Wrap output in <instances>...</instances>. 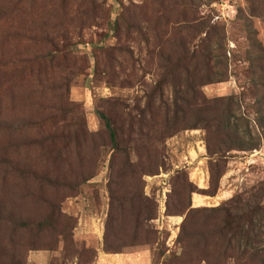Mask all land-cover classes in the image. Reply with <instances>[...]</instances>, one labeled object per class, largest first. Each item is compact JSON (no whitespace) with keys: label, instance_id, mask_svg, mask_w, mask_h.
<instances>
[{"label":"rangeland","instance_id":"rangeland-1","mask_svg":"<svg viewBox=\"0 0 264 264\" xmlns=\"http://www.w3.org/2000/svg\"><path fill=\"white\" fill-rule=\"evenodd\" d=\"M179 57L190 79L180 68L176 95L167 71ZM99 110L131 156H111ZM151 111L178 130L158 133ZM263 120L264 0H0V214L29 223L0 217V264L168 263L183 252L184 215L168 213L176 176L187 174L193 207L264 202ZM216 127L246 148L225 153L211 195ZM137 154L160 158L158 171L114 173ZM128 183L155 208L135 238L137 214L120 202Z\"/></svg>","mask_w":264,"mask_h":264},{"label":"trees","instance_id":"trees-1","mask_svg":"<svg viewBox=\"0 0 264 264\" xmlns=\"http://www.w3.org/2000/svg\"><path fill=\"white\" fill-rule=\"evenodd\" d=\"M188 59V57H179L174 63H169L170 68L167 74L171 77L176 95H178L179 91L178 79L181 77L180 72H182L180 68L185 72L186 79H190ZM217 74L220 75L218 79L221 80L220 78H222L223 72L218 71ZM211 81H213V78L207 80V82ZM181 98L184 99V97ZM98 113L104 123L111 143V156L116 151H122L126 156H131L128 148L123 146L124 140L121 139L122 126L105 111L99 110ZM155 115V112L151 111V123L155 125L158 133L167 129H174V131L172 130L168 134L169 136L178 130L172 118L167 116L164 121H161ZM198 116H201V120L209 126L210 122L207 116H203L202 114ZM260 123L264 131V120ZM0 126H2L1 123ZM194 127L190 126L185 128ZM216 129L215 134L218 139H216L217 143L214 148L212 147L211 139H207L206 142L210 158L211 185L204 192L211 195L216 194V189L225 173V166L222 164L225 153L232 149L246 148L242 142H237V139L240 137L236 132L224 130L219 127H216ZM143 146L147 149L148 154L151 153V150L147 146ZM135 156V160L129 159L124 162V167L113 169L114 173H119L124 169H131L133 173L140 175L145 172L154 174L158 171V167L162 162L160 158L152 160L148 157L145 163L138 158V154ZM186 178L187 174L175 177L174 184L181 185L182 189L179 188L175 191V195L178 198L176 199L177 204L168 206L169 214L184 215L178 237V241L183 247V252L178 256L174 254L166 264H202L203 262L207 264H264V202L252 203L248 197L236 195L228 202L218 206L193 207L191 203L183 202V193L187 190L183 184L187 182ZM49 180L57 184L72 185L66 181ZM190 185L192 187L188 189L189 195L195 191V187L192 184ZM124 200H127L131 204V207L135 210V214H137L136 220L138 226L130 236L135 238L138 235V227L143 223L142 218H153L155 216V208H151L149 199L144 197L143 194L138 193L133 183H128L125 186L124 199H121L120 202L123 203ZM145 211L146 214L144 215ZM5 213L15 224L22 226L29 225L26 219L18 217L11 212ZM5 215L0 214V217L4 218ZM44 224L46 223H40L41 226ZM107 229L110 231L109 224ZM116 237L121 243L127 240V237L121 235ZM146 237L151 239L148 235ZM105 246L113 251L119 250L116 239L111 241L108 234L105 239Z\"/></svg>","mask_w":264,"mask_h":264},{"label":"bare ground","instance_id":"bare-ground-1","mask_svg":"<svg viewBox=\"0 0 264 264\" xmlns=\"http://www.w3.org/2000/svg\"><path fill=\"white\" fill-rule=\"evenodd\" d=\"M197 197H199V196H197ZM196 201L199 202V203H201L200 198H196Z\"/></svg>","mask_w":264,"mask_h":264},{"label":"crops","instance_id":"crops-1","mask_svg":"<svg viewBox=\"0 0 264 264\" xmlns=\"http://www.w3.org/2000/svg\"><path fill=\"white\" fill-rule=\"evenodd\" d=\"M196 198H200V200H201V201H203V198H202V197H200V196H199V197H197V196H196ZM196 198H195V199H196Z\"/></svg>","mask_w":264,"mask_h":264}]
</instances>
